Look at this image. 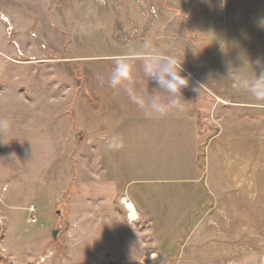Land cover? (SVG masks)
Listing matches in <instances>:
<instances>
[{
  "label": "rangeland",
  "instance_id": "374dc122",
  "mask_svg": "<svg viewBox=\"0 0 264 264\" xmlns=\"http://www.w3.org/2000/svg\"><path fill=\"white\" fill-rule=\"evenodd\" d=\"M218 5L0 0V264H264V101L228 77L264 63V0ZM146 41L190 78L162 117L107 84L130 55L146 91Z\"/></svg>",
  "mask_w": 264,
  "mask_h": 264
},
{
  "label": "clouds",
  "instance_id": "9594fccd",
  "mask_svg": "<svg viewBox=\"0 0 264 264\" xmlns=\"http://www.w3.org/2000/svg\"><path fill=\"white\" fill-rule=\"evenodd\" d=\"M226 4L227 0H219L218 6L222 10ZM261 26L264 27V21H261ZM189 33L192 32L186 31L184 36ZM143 47L146 54L141 57V74L146 84V91L135 86L133 57L130 55H120L115 58L112 70L107 76L108 86L113 89L122 88L128 99L142 109L147 118L162 117L170 108L182 109L184 101L181 90L189 86L190 78L182 74L181 60L174 54L164 53L152 47L150 42L146 41ZM188 48L194 55L201 50L194 46ZM242 60L244 67L245 60ZM246 62L251 64L247 58ZM255 64L260 68V71L257 74L251 65L254 75L250 79L234 74L231 68H229L228 77L232 79L235 75V78L241 82L239 88L248 92L256 101H264V63L257 60ZM96 79L103 84L105 78L98 74ZM148 81L155 82L159 91L150 94L147 88ZM205 87L201 83L195 87V90L198 91ZM8 126L7 121H0V128L6 129ZM121 146L122 139L118 135H113L107 141L108 149L117 150Z\"/></svg>",
  "mask_w": 264,
  "mask_h": 264
},
{
  "label": "bare ground",
  "instance_id": "6f19581e",
  "mask_svg": "<svg viewBox=\"0 0 264 264\" xmlns=\"http://www.w3.org/2000/svg\"><path fill=\"white\" fill-rule=\"evenodd\" d=\"M122 202H123V204H124L126 207L130 206V202L127 200V198H126L125 196L122 198Z\"/></svg>",
  "mask_w": 264,
  "mask_h": 264
},
{
  "label": "water",
  "instance_id": "95a60500",
  "mask_svg": "<svg viewBox=\"0 0 264 264\" xmlns=\"http://www.w3.org/2000/svg\"><path fill=\"white\" fill-rule=\"evenodd\" d=\"M57 233V230H52V235L55 237Z\"/></svg>",
  "mask_w": 264,
  "mask_h": 264
},
{
  "label": "crops",
  "instance_id": "0c3cea01",
  "mask_svg": "<svg viewBox=\"0 0 264 264\" xmlns=\"http://www.w3.org/2000/svg\"><path fill=\"white\" fill-rule=\"evenodd\" d=\"M32 206H33V205H32ZM33 207H34V206H33ZM134 213H135V215H136V211H134ZM134 213H133V214H134ZM133 216H134V215H133Z\"/></svg>",
  "mask_w": 264,
  "mask_h": 264
},
{
  "label": "built area",
  "instance_id": "2783aa9c",
  "mask_svg": "<svg viewBox=\"0 0 264 264\" xmlns=\"http://www.w3.org/2000/svg\"><path fill=\"white\" fill-rule=\"evenodd\" d=\"M33 209H34V207L32 206V207H31V210H33Z\"/></svg>",
  "mask_w": 264,
  "mask_h": 264
}]
</instances>
